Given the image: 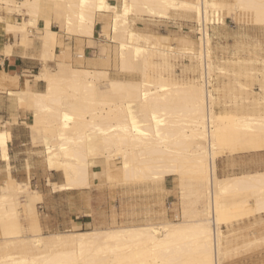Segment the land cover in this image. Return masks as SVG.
Returning <instances> with one entry per match:
<instances>
[{
  "label": "bare ground",
  "instance_id": "1",
  "mask_svg": "<svg viewBox=\"0 0 264 264\" xmlns=\"http://www.w3.org/2000/svg\"><path fill=\"white\" fill-rule=\"evenodd\" d=\"M1 1L9 6V13L31 16L18 22L9 15L2 22L0 16V35L2 27L8 34H24V47L33 43L29 24L38 27L40 17L44 19V31L34 34L41 41L43 68L34 76L46 86L33 90L24 79L21 90L10 91L19 94L20 104L27 100L34 109L33 127L45 124L52 143L51 165L67 178L60 189L89 188L91 174L95 177L102 173L109 180L128 182L143 178L164 181L168 176L181 181V174L189 172L194 182L187 186L193 184L194 189L186 191V183L181 181V197L188 203L185 199L193 195L188 206L194 207H184L180 220L51 234L39 233L34 221L35 233L27 236L22 207L26 205L29 214H34L38 197L28 182L8 176L0 186V241L5 249L0 253V264H222L233 250L226 244L230 237L226 239L222 224L231 223L232 215H243V210L264 213V170L227 176L217 172L220 156L264 150V55L258 51L253 60L238 61L252 64L259 60L262 67L227 70L212 58L209 26L224 8L247 12L252 22L264 25V0H118L116 4L109 0H54L53 15L58 24L79 37L94 34L97 12L111 11L112 21L101 34L116 43L123 71L142 72L139 80L110 78L106 69L73 67L61 56L52 71L48 61L58 56L59 43L58 31L51 28L53 16L41 0ZM170 8L191 11L198 23L206 24L197 49L181 37L184 46L176 52L168 35L130 29L129 12L167 18ZM224 22L220 16L217 24ZM13 43L4 45L0 38L5 54H11ZM189 44L192 47L186 46ZM170 52L189 55V70L195 75L192 80L175 74ZM77 53V62L82 63L84 53ZM155 53L162 58L157 64L151 60ZM152 65L158 70L148 78L147 70ZM216 73L250 75L259 90H251L249 96L247 85L236 80L230 85L249 92L236 94V87H229L228 82L226 87L223 81L217 95L213 82ZM224 92L228 95H222ZM230 105L233 108H228ZM8 141L7 129H0V157L7 163ZM32 249L39 252L32 253Z\"/></svg>",
  "mask_w": 264,
  "mask_h": 264
},
{
  "label": "rangeland",
  "instance_id": "2",
  "mask_svg": "<svg viewBox=\"0 0 264 264\" xmlns=\"http://www.w3.org/2000/svg\"><path fill=\"white\" fill-rule=\"evenodd\" d=\"M16 2L20 3L22 0H15ZM20 1V2H19ZM56 1V0H55ZM54 0H41L42 4H44L45 8L48 9L49 12L55 14V5ZM225 2H234V0H224ZM56 3V2H55ZM9 7L4 1L0 0V16L2 17V22L7 19V16L9 15L12 17V21H22L24 17L27 18V15L14 11L13 13H9L8 8ZM14 8V6H13ZM54 8V9H53ZM235 11V12H234ZM189 16H185L189 20V28L183 32L179 36H169V44L172 45V49L174 51H179L181 47L184 46V42L182 41L181 37H186V41L189 43H192L193 47L197 49L199 47V36L197 31V21L194 17V13L191 11H187ZM134 12H129L127 16V20H129V26L130 29L133 30V28L153 33V34H161L159 31H156L155 29L149 27L148 29H142L139 28L136 24V20L141 18V16H135L136 14ZM221 16L224 18V23H210L209 26V32L211 37V55L215 62L224 64L226 69L229 71H239L240 69L244 68H251V67H262L263 62L262 61H254L251 63H238V61H251L253 60V56L256 57V52H261L262 56L264 55V25L256 24L252 22L251 15L247 12H244L242 10H236L233 9L230 12H228V8L222 9L220 12ZM224 14V15H223ZM53 16V21L58 24V20ZM247 16V17H246ZM170 17V16H168ZM31 18V16H29ZM153 18V16L151 17ZM249 18V19H248ZM112 21V20H111ZM111 23V22H110ZM59 26H55L54 30L56 29L60 31L58 32V41L60 44L59 46L63 45V33L67 32L69 37L71 35H77L75 33H70L66 29H64L60 24ZM33 27H36V32H33ZM4 28L1 29V35L0 38L2 39L3 43H9V41L14 40L18 43L20 40V44L22 43V38L24 34H19L15 32L14 34H8L3 31ZM28 30L30 32V38H35V33H41L44 31V29H39L34 24L30 23L28 26ZM3 33V35H2ZM2 36V37H1ZM22 36V38H21ZM93 36V34L88 35ZM77 37V36H76ZM104 42H106L107 46H110L108 51L107 49H102V53H106L108 57H110L113 60L112 63V70L109 74L108 71V77L110 78H122V79H131V80H139L141 78L142 72L140 70H128L121 69L120 62L118 59V53L116 49V43L110 39V36H105ZM33 42V41H32ZM61 42V43H60ZM104 46V45H102ZM187 47H192L190 44L186 45ZM245 47V48H244ZM61 48V47H60ZM244 48V49H243ZM104 50V52H103ZM3 51V46H0V52ZM77 52H83V51H77ZM76 52V55L78 56V53ZM41 53V49H40ZM156 54V53H155ZM154 54V55H155ZM152 56V61L158 62L162 58L158 54L154 57ZM169 55L171 56L170 59L173 60L175 74L178 75V77H182L184 80H192L194 78L193 72L189 70V65L191 64L190 57L188 54L186 55H177L174 54V52H170ZM176 55V57L174 56ZM40 56V55H39ZM159 56V57H158ZM216 56V57H215ZM222 58H221V57ZM229 56V57H228ZM0 54V68H2V65L4 63L3 59L1 58ZM230 59H228V58ZM242 57V58H241ZM253 57V58H251ZM40 58V57H39ZM58 60L60 59V56H57ZM220 58V59H219ZM235 60H234V59ZM241 59V60H240ZM65 62H67L70 66L73 67H84L82 65H79L80 63L78 59H74L71 57V55L68 56V59H64ZM222 60V61H221ZM190 61V63H189ZM236 61V62H235ZM49 62V61H48ZM57 62H52L49 64V67L52 71H55L57 68ZM188 64V65H187ZM40 71L43 68V62L41 63ZM103 69V68H102ZM107 70V69H106ZM122 70V71H121ZM158 68L155 66H151L147 70V76L150 78L154 74H156ZM128 72V73H127ZM231 73V72H230ZM131 74V75H130ZM138 74V75H137ZM225 76L219 75L216 73L214 75V87L215 91L218 94V91L220 93L221 85L226 84V87H228V84H235L231 82H235L236 80H239L245 85H247V89H249L251 96V90H259V86L256 83L255 79L253 77L249 76H238L234 74H228ZM110 75V76H109ZM129 75V76H128ZM6 79L12 80V78L8 77L7 75ZM2 77V76H1ZM189 77V78H188ZM35 81H38L39 79L36 78V76L33 77ZM186 78V79H185ZM226 81V82H225ZM101 84H103L105 81H100ZM230 82V83H229ZM222 85V87H223ZM237 85V84H236ZM8 85H5L1 82L0 78V92H5L7 94L12 102V108L10 112V118H5L3 116H0V129H7L8 137L10 138L9 141L14 142V146H16V150L23 151L21 153V157L28 158L29 162L27 163V172L28 176L30 178V175L32 176L31 170L28 168H33V174L38 173L36 175V179L43 173L46 172V169L51 170H59L56 174L58 179L64 180L62 183H52V188L55 190H67V189H82L80 192L83 194H86L84 196L87 200V209L83 210L82 213L86 214V222L85 224L79 226L74 225L72 229L64 230L61 232H68V231H81V230H89L96 228H106L109 226H115V225H128V224H144L148 222L153 223H159L163 221H169V220H180L181 214L185 209L183 208H191V206L194 207V205L191 204V198L194 199V196L191 195V197H187L185 201L188 203H183L182 197H181V185L180 182L182 181L184 184L186 183V187L189 189H194V185L191 184L187 186L189 183H193L194 180L191 178L192 174L187 172L181 174V181L174 177V176H168L164 181H155L151 178L146 179L143 178L139 179L138 181H125L121 178H116L113 180H109L105 174H100L99 176H95L93 174L90 175L89 180L92 184H90L89 188L86 187H73V186H67L65 189H60V184L66 183L67 178L65 174L60 170L54 168L51 164V156L49 154L50 147L52 146L51 141H49V132L45 131V124L39 123L37 127H33L31 123L33 122V108H31L27 102V100L21 101L18 99L17 93H11L10 90L13 91L12 88H8ZM46 86V82L43 81V84L39 86V90H44ZM17 87V86H16ZM229 87H236L235 93H245L249 94L248 90H240L235 85H230ZM19 88V87H18ZM103 88V87H102ZM21 90V88H20ZM35 90V89H33ZM244 91V92H243ZM225 92L226 89H225ZM223 93L222 95L226 96L227 93ZM10 93V94H9ZM247 94V95H248ZM253 94V93H252ZM16 95V96H15ZM231 96V95H230ZM228 98V97H227ZM27 102V103H26ZM20 105V106H19ZM233 108L232 105H230L228 108ZM221 109V106H218V110ZM2 113H5L3 111ZM22 120L24 124L27 125V127L24 126H18L20 127V131L22 133L21 140L26 142L24 145L17 146L15 140H13L12 135L10 136V128L13 124H17L18 120ZM8 119V120H7ZM6 120V121H5ZM253 155H256L257 157V163L260 161H263L264 164V150H258V151H249V152H241V153H235V154H227L220 156L217 159V172L219 176H227V175H234V174H240L242 172L251 171V167H245L238 164V159L240 157H251ZM11 157L7 162H5V165L2 163V159L0 157V186L4 184L5 179L8 176L13 177L12 175V166H11ZM119 160H116L117 166ZM260 164V163H259ZM262 164V163H261ZM42 167V168H41ZM264 167V165H263ZM40 168V171L38 170ZM95 169L100 170V167H95ZM37 170L39 172H37ZM7 173V174H6ZM40 174V175H39ZM103 177H102V176ZM101 176V178H100ZM18 181L21 182H28L29 189L36 195L38 198L35 200V213L29 214L26 205H23L22 212H21V219L24 226L25 235L31 236L33 233V222L36 221L39 225V233L41 234H51L48 232L41 231V226L39 223V217L40 211L38 208V205L36 204L37 201L41 200L42 194L38 189H45V185L43 182V179L39 180L38 186L32 184L28 180L24 179V174L20 173L17 174ZM96 179V180H95ZM108 179V180H107ZM119 179V180H118ZM95 180V181H94ZM158 182V184L156 183ZM31 184V185H30ZM86 189V190H83ZM92 192V196H90V193ZM92 202V203H91ZM187 204V207L185 206ZM38 210V211H37ZM246 210L242 211L243 215L238 214L237 216H234V212L230 220L228 222H225L222 224L223 230L226 233V239H227V246L232 247L233 250L229 252L225 260L222 264H264V213L262 215H257L251 212L245 213ZM257 215V216H256ZM256 220V221H255ZM131 223H130V222ZM254 223L257 226L254 225ZM260 223V227H259ZM263 223V224H262ZM262 224V225H261ZM263 226V228H262ZM239 229V230H238ZM259 229V230H258ZM261 229V231H260ZM260 231V233H259ZM55 233V232H52ZM228 235V236H227ZM263 236V237H262ZM257 238V239H256ZM232 239V241H231ZM4 242L0 241V246L2 248L0 249V253H4L5 249L3 248ZM238 246V247H237ZM235 248V249H234ZM32 253H38L39 250L32 249Z\"/></svg>",
  "mask_w": 264,
  "mask_h": 264
},
{
  "label": "crops",
  "instance_id": "3",
  "mask_svg": "<svg viewBox=\"0 0 264 264\" xmlns=\"http://www.w3.org/2000/svg\"><path fill=\"white\" fill-rule=\"evenodd\" d=\"M109 2L112 4H116L118 3V0H109ZM45 10L49 13L50 16H54L53 13L49 12L47 8H45ZM139 13L135 15L141 16V18L136 20V24L139 28L142 29H148L149 27H151L156 31H159L161 34H166L172 37L181 35L189 28V20L185 17L189 15L188 12L183 9L170 8L167 15L170 17L167 18L159 17L160 15H150L146 12H143L144 14ZM112 14L113 13L111 11H103L100 13L97 12V14L95 15L96 17L94 24V34L91 37H79V35H71V37H69L67 32H64L62 34L63 45L59 46V44H57L56 54L58 53L57 55L61 56V59L63 57V59H68V56L71 55V57L75 61V59H80L76 55V52L83 51L84 58H82V63H80L79 65L90 69H107L110 74L112 70L111 67L113 60L108 57L106 53H102V49L106 48L108 51L110 46H107V43L104 42V37H102L101 31L104 29V26L111 22ZM148 15L154 17L151 18ZM25 19H30L29 15H27V18L25 17ZM38 24L39 29H42L44 27V19L42 17H40ZM55 26L57 27L59 25L55 23V21H52L51 28L54 29ZM36 30L37 28L33 27L32 31L36 32ZM57 31L59 32L60 29ZM12 35L14 36L16 34ZM19 41L18 43H13V40L9 41L10 43H13L11 54L4 53L5 46H3V51L0 52L2 56L1 58L4 61L2 68H0V76L7 75L8 77L12 78V80H10L6 79V76L5 78L0 77L1 82L5 85H8V88H12L13 91L17 92V90L19 91L20 88H22L24 79H27L32 89L39 90V86L43 84V80L39 79L38 81H35L33 77L40 72L41 68L40 65L42 63V60L39 58L41 41L38 37H35L33 38V43L25 47L24 45L20 44ZM5 44L6 42L4 43V45ZM62 49L63 51L66 50L64 51V54L61 53ZM57 60L58 58L56 57L55 59L50 60L48 64L57 62ZM12 105L13 102L11 98L7 94H5V92H0V116L10 118V110L12 108ZM3 111H5V113H2ZM17 125L20 127H27V125L24 124V122L19 118L17 124H13L10 128V136L12 135L13 140H15L16 143L18 142L16 145L20 146L26 144V142L20 141L22 133L20 131V127H18ZM8 148L11 157V172L16 179H18L17 174L23 173V178L36 186H38V182H40L39 180L43 179L45 189H38V191H40L42 194V198L36 203L40 211V216L38 213V217L41 231L43 230L44 232L48 233L61 232L64 230L66 231L72 229L74 225L81 226L85 224L86 214L82 213V211L87 209L88 204L87 200L85 199L86 196H84L86 194L80 192V190L82 189H53L52 183H62L64 181L58 179V177L56 176L59 170L46 169V172L44 171L43 173H41V175L39 174L40 176L38 177V179H36V175L38 173L33 174V168L30 167L28 169L31 170L30 174H32V176L30 175L29 178V174L27 172V163L29 162V159L21 157V153L23 151L16 150V146H14L13 141H8ZM257 160L258 159L256 155H253L251 157H240L238 159V164L245 167H251V171L264 170L263 161H260L259 164L257 163ZM2 163L5 165V162L3 160ZM38 170L40 171V168H38ZM38 170L37 172H39ZM90 196H92V192L90 193Z\"/></svg>",
  "mask_w": 264,
  "mask_h": 264
},
{
  "label": "built area",
  "instance_id": "4",
  "mask_svg": "<svg viewBox=\"0 0 264 264\" xmlns=\"http://www.w3.org/2000/svg\"><path fill=\"white\" fill-rule=\"evenodd\" d=\"M220 16H221V14H220ZM220 16L217 15V14L214 15V18H213V19H214L215 23H217L218 18H219ZM211 24H212V23H211ZM205 25H206L205 23H201V24H200V23H197V26H198V27H197V28H198V30H197V31H198V34L202 35V31H203V29H205Z\"/></svg>",
  "mask_w": 264,
  "mask_h": 264
}]
</instances>
